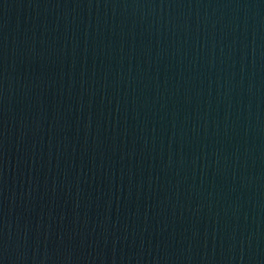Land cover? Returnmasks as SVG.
Segmentation results:
<instances>
[{"label": "water", "instance_id": "1", "mask_svg": "<svg viewBox=\"0 0 264 264\" xmlns=\"http://www.w3.org/2000/svg\"><path fill=\"white\" fill-rule=\"evenodd\" d=\"M0 264H264V0H0Z\"/></svg>", "mask_w": 264, "mask_h": 264}]
</instances>
